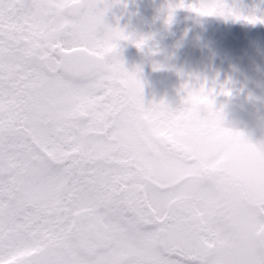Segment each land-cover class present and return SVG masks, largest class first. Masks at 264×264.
Listing matches in <instances>:
<instances>
[{
  "label": "snow or ice",
  "instance_id": "1",
  "mask_svg": "<svg viewBox=\"0 0 264 264\" xmlns=\"http://www.w3.org/2000/svg\"><path fill=\"white\" fill-rule=\"evenodd\" d=\"M110 7L0 0V264H260L223 224L264 237V218L191 183L229 155L264 158V147L224 127L206 85H185L180 109L146 106ZM189 9L264 22L223 0Z\"/></svg>",
  "mask_w": 264,
  "mask_h": 264
},
{
  "label": "rangeland",
  "instance_id": "2",
  "mask_svg": "<svg viewBox=\"0 0 264 264\" xmlns=\"http://www.w3.org/2000/svg\"><path fill=\"white\" fill-rule=\"evenodd\" d=\"M117 1L118 0H107L108 4H110L111 7L109 8V11L107 12L106 17H105L106 23L109 20V16L111 15L112 9L114 5L117 3ZM162 1L163 3H168V1L170 0H162ZM228 1H229V8L235 9L237 14L240 15L241 17H245L247 15L252 16L250 0H228ZM195 2L199 6L201 3H207L209 1L200 0V1H195ZM242 7L247 9V11H243L241 9ZM263 20H264V14H263ZM123 23L128 24V21H125V22L123 21ZM215 23L217 24L216 21ZM218 24H217L218 25L217 34H214L213 32L215 31H211L210 29L208 30L209 32H211L209 34H208V31L206 32L199 31V32H195L192 37H189V43H188V46H189L188 60L189 61L187 64L189 66V76L187 77L189 79V83H186L187 85L194 86L195 84H190V83L195 82L196 80L195 77L199 76V78L205 79V77L203 76L207 75V79H209L210 83L206 82L204 85H206V87L209 90L215 89L216 94L214 96H216V98L220 97L221 95H225L224 94L225 91H230V94H234V95L237 94L235 87L233 86L232 82H230V78L226 76L225 74L226 67L231 64V60L222 59L219 61H209L206 58L208 56L207 55L205 56L203 52L199 50H195V47L199 48L205 45L213 49L218 54L220 53L225 54L223 50L221 51V48L222 47L225 48V46L227 47L224 41H222L223 39H225L227 22L220 21ZM212 29H216V28H212ZM255 43L264 45V40L262 39V37L257 35V37L254 36V38L247 41L246 46L242 48L244 55H246L248 52L247 47ZM200 44H203V45H200ZM257 54L258 56L256 59L248 58V57H252L253 55L252 53H248L246 57H244L243 55V59L241 60L242 63L240 64H241V67H242V64H243V67H245L242 69L243 74L250 72L251 70L253 71V74L256 76V79L252 85L253 89L255 90L254 92L257 93L260 91L264 93V89H263L264 72L262 71L263 69H262V66L260 65L261 61L259 60V58L260 59L264 58V49L258 51ZM119 57L122 59L125 67L129 71H138L139 77L143 83V92L147 90L154 92L153 95L151 94L152 96L150 98H147L146 95L144 94V100H145L146 106H149L148 104L151 105L153 102L160 103L161 101H164L167 104L175 105L176 103H172V102L179 101L180 94H179L178 89L169 91V88L171 87L170 85L168 87L164 85H159L157 84L158 81L154 78V76H156L155 75L156 73H163L167 69V66H169L170 69H172L174 67L173 63H170L165 58H160L158 61H155L154 63L149 64V63L143 62V64H139L131 55L125 56L123 54H120ZM187 65L185 68V73L187 72V69H188ZM211 77H215L214 80L217 78L218 79L215 83H213L212 82L213 79H211ZM175 79H178V78H175ZM177 81L182 82L180 79ZM161 90H164V91L162 92ZM249 91H250L249 89L246 90V92H249ZM166 93L168 94L169 100L172 101L171 103L168 101L166 97L167 96ZM239 93L241 94L240 96L241 98L252 97L250 94H246L244 92V89L243 91H240ZM257 115L258 117H260V119L258 122H256V124L251 129V131L249 132L239 131V133H242L245 136V138H247L251 143H253L257 147H264V111L259 110V112H257Z\"/></svg>",
  "mask_w": 264,
  "mask_h": 264
},
{
  "label": "clouds",
  "instance_id": "3",
  "mask_svg": "<svg viewBox=\"0 0 264 264\" xmlns=\"http://www.w3.org/2000/svg\"><path fill=\"white\" fill-rule=\"evenodd\" d=\"M198 15V14H197ZM130 42L137 39L131 37ZM192 194H210L224 205L235 204L241 214L264 218V158L245 153L229 155L206 176L191 183ZM227 242L241 257L264 264V237L250 231L243 222L223 224Z\"/></svg>",
  "mask_w": 264,
  "mask_h": 264
},
{
  "label": "water",
  "instance_id": "4",
  "mask_svg": "<svg viewBox=\"0 0 264 264\" xmlns=\"http://www.w3.org/2000/svg\"><path fill=\"white\" fill-rule=\"evenodd\" d=\"M229 114L232 119L242 122H251V117L253 114L251 113V106H247L246 104L238 101H233L228 108Z\"/></svg>",
  "mask_w": 264,
  "mask_h": 264
}]
</instances>
